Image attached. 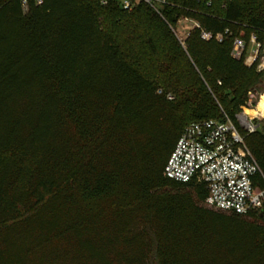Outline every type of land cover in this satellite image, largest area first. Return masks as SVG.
<instances>
[{
  "label": "trees",
  "instance_id": "16d2710c",
  "mask_svg": "<svg viewBox=\"0 0 264 264\" xmlns=\"http://www.w3.org/2000/svg\"><path fill=\"white\" fill-rule=\"evenodd\" d=\"M160 2L144 4L165 28L197 20L190 98L158 92L102 27L121 0H0V264H264V207L213 210L203 183L162 173L189 123L237 125L264 71L233 58V41L242 29L264 41V0H220L218 13L213 0ZM240 132L264 177V122Z\"/></svg>",
  "mask_w": 264,
  "mask_h": 264
},
{
  "label": "built area",
  "instance_id": "2783aa9c",
  "mask_svg": "<svg viewBox=\"0 0 264 264\" xmlns=\"http://www.w3.org/2000/svg\"><path fill=\"white\" fill-rule=\"evenodd\" d=\"M21 1L26 9L28 0ZM31 1L39 5L43 0ZM143 1L151 3V0ZM123 7H130L128 0L123 1ZM200 37L208 40L211 34L201 30ZM216 39L220 41L221 35H217ZM250 41L253 51L251 63L257 60V70L264 71V45L257 42L254 35ZM244 47L242 40L235 38L232 57L239 60ZM235 118L237 125L228 116H224V120L206 119L186 125L162 173L180 183H203L207 190L203 203L207 208L245 215L264 207V186L258 183L259 178L264 177L245 146L240 130L245 134L255 132L260 116L250 117L240 110Z\"/></svg>",
  "mask_w": 264,
  "mask_h": 264
},
{
  "label": "rangeland",
  "instance_id": "374dc122",
  "mask_svg": "<svg viewBox=\"0 0 264 264\" xmlns=\"http://www.w3.org/2000/svg\"><path fill=\"white\" fill-rule=\"evenodd\" d=\"M121 1L123 5L124 0ZM128 1L129 8L122 6L125 11L114 10L111 13L101 11L103 12L100 16L102 27L119 43L125 57L157 83L158 92H165L168 99H174L176 92L182 90L184 97L190 98L193 96L195 79L185 48L192 31L198 28L196 18L182 14L175 23L169 24L168 28H165L161 20L144 4L160 10L163 8L160 0H151L150 4L143 0ZM169 1L173 2V0ZM219 3L220 0H213L211 5L216 13L219 12ZM252 35L253 33L250 32L247 35L246 30L242 29L237 38L241 39L244 44L249 41L246 52L244 53V49L240 59L249 68V72L254 74L259 71L257 70V60L251 63L253 51H251L250 38ZM256 41L264 45V41L257 40V38ZM257 59H259V55ZM246 96L245 104L240 106V110L252 111L260 98L264 97V74L250 87ZM184 97L183 100H185ZM184 112V122H187L191 118L186 110ZM218 114L216 112L215 116L217 117ZM257 122L259 129L261 122H264V116L260 117ZM115 202L114 198H109L103 201V205L111 207ZM253 220L260 223L258 219Z\"/></svg>",
  "mask_w": 264,
  "mask_h": 264
},
{
  "label": "bare ground",
  "instance_id": "6f19581e",
  "mask_svg": "<svg viewBox=\"0 0 264 264\" xmlns=\"http://www.w3.org/2000/svg\"><path fill=\"white\" fill-rule=\"evenodd\" d=\"M244 114H246L250 117H253L255 115H258L260 117L264 116V97L260 98V100L256 104V107L252 111L245 109Z\"/></svg>",
  "mask_w": 264,
  "mask_h": 264
}]
</instances>
